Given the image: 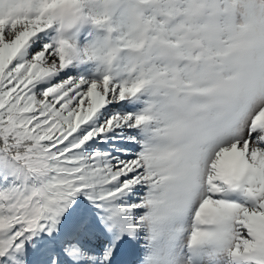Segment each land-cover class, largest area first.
<instances>
[{
	"label": "snow or ice",
	"instance_id": "snow-or-ice-1",
	"mask_svg": "<svg viewBox=\"0 0 264 264\" xmlns=\"http://www.w3.org/2000/svg\"><path fill=\"white\" fill-rule=\"evenodd\" d=\"M134 3L114 76L0 13V264H264V0Z\"/></svg>",
	"mask_w": 264,
	"mask_h": 264
},
{
	"label": "clouds",
	"instance_id": "clouds-1",
	"mask_svg": "<svg viewBox=\"0 0 264 264\" xmlns=\"http://www.w3.org/2000/svg\"><path fill=\"white\" fill-rule=\"evenodd\" d=\"M136 8L134 0H70L54 7L50 0H0V13L5 16L43 15L58 47L73 60L86 61L94 74L113 76L123 51L115 20L122 12L135 18ZM86 29L93 38L81 45L77 35Z\"/></svg>",
	"mask_w": 264,
	"mask_h": 264
},
{
	"label": "rangeland",
	"instance_id": "rangeland-1",
	"mask_svg": "<svg viewBox=\"0 0 264 264\" xmlns=\"http://www.w3.org/2000/svg\"><path fill=\"white\" fill-rule=\"evenodd\" d=\"M93 38L92 32L88 29H86L83 33L77 35V39L80 42L81 45L86 44ZM79 66H77V69Z\"/></svg>",
	"mask_w": 264,
	"mask_h": 264
}]
</instances>
